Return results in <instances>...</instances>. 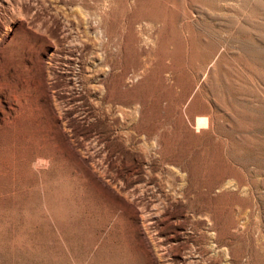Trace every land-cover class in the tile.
Masks as SVG:
<instances>
[{"label":"rangeland","instance_id":"rangeland-1","mask_svg":"<svg viewBox=\"0 0 264 264\" xmlns=\"http://www.w3.org/2000/svg\"><path fill=\"white\" fill-rule=\"evenodd\" d=\"M83 4L102 11L91 20L118 66L107 99L127 115L114 126L93 50L60 17L49 69L65 129L43 85L0 120V264H264V0H52L41 12ZM11 39L0 71L30 54L26 31ZM108 130L121 135L110 146ZM104 147L122 152L121 197L89 165Z\"/></svg>","mask_w":264,"mask_h":264},{"label":"bare ground","instance_id":"bare-ground-1","mask_svg":"<svg viewBox=\"0 0 264 264\" xmlns=\"http://www.w3.org/2000/svg\"><path fill=\"white\" fill-rule=\"evenodd\" d=\"M2 1H5L7 6L3 14L0 11V56L3 54L4 49H2L1 45L6 43L10 38H12L9 42L11 43L20 29L26 31L30 36L31 44L29 49L30 54L28 53L29 55L23 59V62L20 60L14 64H9L6 70L0 71V93L1 91H5V97L8 100V107H0V120H4L11 111L15 110L12 106L13 103L16 105L18 101L20 103V91L26 88L36 89L39 85H43L44 102L56 123L60 127L63 126L62 128L65 129L67 121L62 116V111L56 99V92L51 89V72L49 69V59L57 53V41L59 39V30L61 26L60 17H65L78 26L81 33V40L87 48L93 50L92 52L96 59L94 61L96 72L100 74V77L97 79L98 90L101 93V97H104L110 102V106L114 111L110 119H112L115 127L119 126L121 123V116L127 115V113L122 110L120 101L111 98L107 99L108 94L113 90L109 78L116 73L118 66L111 54L110 46L105 42V30H103L102 26H97L98 20H91L92 16H96V18L103 17L102 11L96 10L91 12L87 9V5L83 4V6L77 7V9L64 11L60 16L58 12H49L46 14L41 12V6L46 1L52 0L18 1L19 3L16 7L10 4L9 0ZM78 41L79 40H77V42ZM49 47L53 49L50 53H47L46 48ZM43 50L47 57H39V53L41 55ZM126 75V71L121 72L120 77L122 81H124ZM89 122L90 118L87 116L86 123ZM98 138V140L104 142L105 145L110 146L109 142L113 139L120 140L121 135L116 130H108L107 133L98 134ZM84 148H86L85 145H80L75 147V151L80 154ZM86 150L88 151L87 148ZM95 153H97L96 149L89 153L88 158L92 161L89 164L92 171L112 189L115 195L119 197L123 196L122 194L125 192L122 188L120 174L118 171L114 170V167L121 161L122 152L119 149L114 150V148L111 147H104L103 154L100 155V159L96 162L94 161ZM166 210L167 213L171 215V207H167ZM137 212L138 208L136 209V213ZM147 223L159 224L160 220L158 215L152 213L147 219Z\"/></svg>","mask_w":264,"mask_h":264}]
</instances>
